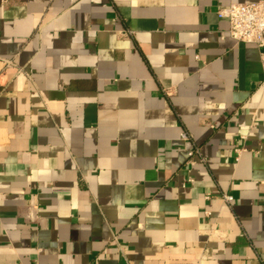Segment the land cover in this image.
Instances as JSON below:
<instances>
[{"label":"crops","instance_id":"1","mask_svg":"<svg viewBox=\"0 0 264 264\" xmlns=\"http://www.w3.org/2000/svg\"><path fill=\"white\" fill-rule=\"evenodd\" d=\"M257 1L0 0V264H264Z\"/></svg>","mask_w":264,"mask_h":264},{"label":"built area","instance_id":"2","mask_svg":"<svg viewBox=\"0 0 264 264\" xmlns=\"http://www.w3.org/2000/svg\"><path fill=\"white\" fill-rule=\"evenodd\" d=\"M217 15L221 18H227L229 22V27L225 31V35L237 42L254 44L261 49L262 78L259 87L264 91V0L251 3H231L219 9ZM131 33L132 31L128 30V34ZM11 65H14L12 60L5 61V67H10ZM181 139L189 140L190 134L186 131L182 132ZM236 152V158L238 159L242 150L237 149ZM195 153L198 154L199 150H194L192 154ZM223 200L230 204L233 197L224 194Z\"/></svg>","mask_w":264,"mask_h":264}]
</instances>
